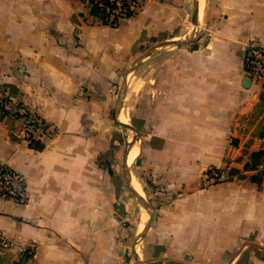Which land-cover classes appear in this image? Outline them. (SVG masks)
<instances>
[{
    "label": "crops",
    "instance_id": "crops-1",
    "mask_svg": "<svg viewBox=\"0 0 264 264\" xmlns=\"http://www.w3.org/2000/svg\"><path fill=\"white\" fill-rule=\"evenodd\" d=\"M199 2L197 26L194 0H141L112 28L83 0H0V96L52 131L27 144L0 117V162L28 196L0 199V232L15 244L0 264H136L135 252L144 264H264V180L200 184L207 168H239L258 151L264 90L246 79L243 49L264 46V0ZM129 67L127 78H145L142 99L128 101L140 137L125 147L114 87ZM132 190L152 209L140 245L146 220L141 231L132 220L145 208Z\"/></svg>",
    "mask_w": 264,
    "mask_h": 264
},
{
    "label": "built area",
    "instance_id": "built-area-1",
    "mask_svg": "<svg viewBox=\"0 0 264 264\" xmlns=\"http://www.w3.org/2000/svg\"><path fill=\"white\" fill-rule=\"evenodd\" d=\"M89 8H95L98 14L92 17L94 22L116 28L121 21L135 15L140 7L141 0H83ZM243 65L246 79L260 85L264 90V46L248 44L243 49ZM0 117L9 119L15 123L14 135L20 141L33 144L43 141L50 136L52 131L47 122L37 113L31 111L23 103L5 96H0ZM258 151H264V134L257 135ZM239 168L230 164L223 168L209 167L200 176V184L203 187L239 179L245 175L259 176L264 180V156L259 163L251 169H244L245 161L241 157L236 160ZM235 169V174L230 170ZM27 187L24 176L0 162V199L10 200L17 205H24L27 201ZM15 244L0 232V253L10 251ZM22 256H32V247L20 250Z\"/></svg>",
    "mask_w": 264,
    "mask_h": 264
},
{
    "label": "rangeland",
    "instance_id": "rangeland-1",
    "mask_svg": "<svg viewBox=\"0 0 264 264\" xmlns=\"http://www.w3.org/2000/svg\"><path fill=\"white\" fill-rule=\"evenodd\" d=\"M202 1L203 0H201V4H200L201 8L199 9L200 11H201L202 6H203V2ZM189 26H191V25H189ZM175 40L177 41V40H182V39H175ZM156 46H157V44H156ZM156 46L145 47V50H152V49L160 50V49L176 48L175 45H170V44L162 46V47H157V48H156ZM141 60H143V59H141ZM130 68H132V67H129V69L125 70V73L127 72V75H128V72H129ZM121 73L119 75V81L117 82V84H115V87H114V91H115L114 95L118 97V94H119V95H121V99H123V101H122V103H123L122 104V110H121V114L120 115L124 116V119L126 121L125 124L131 125L132 127H134L136 129L135 122L133 120L129 119L128 101H129V97L132 98V99L137 98L138 100L142 99L143 92H144V78H145V75H144L143 70H141L136 76H134V74L131 73L128 76V78L126 76L127 80L125 79V83H124L123 82V78L121 77L122 76ZM129 78H130V81L132 83L130 89L128 88V79ZM119 119H120V116H119ZM120 131H121V135H122V139H121L122 141L121 142H123L122 143L123 146H125L124 141H127V143H130L132 141V137L133 136H136V137L139 136L140 137V132L139 131H137V133H135L132 130L126 129L124 127H120ZM142 198L144 199L143 196H142ZM146 211H145V209L143 211V209H141L139 207V209L136 211V214L133 217L132 222L136 226L137 231L138 230L141 231L143 222H145V220L147 221V219H148V217H147V215L145 213ZM146 217H147V219H146ZM140 241H141V239H137L136 240V242H139V245L142 243ZM137 251L140 253L139 247L137 248ZM139 260L143 261L144 258H139Z\"/></svg>",
    "mask_w": 264,
    "mask_h": 264
},
{
    "label": "water",
    "instance_id": "water-1",
    "mask_svg": "<svg viewBox=\"0 0 264 264\" xmlns=\"http://www.w3.org/2000/svg\"><path fill=\"white\" fill-rule=\"evenodd\" d=\"M196 19H197V6H196V3H195V0H194V8H193V16H192V24L194 25V26H197V21H196ZM191 37H187V38H185V39H182V40H171V41H165V42H161V43H159V44H157V46H156V48L157 47H162V46H165V45H168V44H170V45H175L176 47H179L181 44H183V43H185L186 41H188L189 39H190ZM153 50H157V49H152L151 51H153ZM146 54H148V53H146ZM145 55H143L142 57H140L139 59H137L136 60V63H138L143 57H144ZM126 76H127V72L124 74V76H123V82L125 83V79H126ZM123 83V84H124ZM118 99V105H119V103H120V101H121V95H119L118 94V97H117ZM119 124H120V126L121 127H124V128H126V129H129V130H132L133 132H135V129H134V127H132L131 125H128V124H125V123H121V122H119ZM138 140V138L136 137V136H133V138H132V143H134L135 141H137ZM132 192L135 194V196H136V198H137V200L140 202V204L148 211V213H149V215H148V219H147V221H146V223H145V226H144V228H143V230H142V232L139 234V236H138V238L137 239H141L143 236H144V234H145V232L147 231V229L149 228V226H150V224H151V221H152V213H151V207H150V205L140 196V195H138L135 191H133L132 190ZM135 260H136V264H144L145 262H142V261H139L138 260V258H137V254H136V252H135Z\"/></svg>",
    "mask_w": 264,
    "mask_h": 264
},
{
    "label": "trees",
    "instance_id": "trees-1",
    "mask_svg": "<svg viewBox=\"0 0 264 264\" xmlns=\"http://www.w3.org/2000/svg\"><path fill=\"white\" fill-rule=\"evenodd\" d=\"M89 14L92 16V17H95L97 14H98V11L95 9V8H90L89 10ZM103 25H106V22L103 21L102 23ZM259 135H262L264 134V131H261L258 133ZM34 148L36 149H41V146H38V145H32ZM264 156V151L262 150H259V151H255V152H252L250 153L249 155V160L245 162V165H244V169H251V168H254L258 163L259 161L263 158ZM237 172V170L235 169H232L230 170V174H235ZM251 181L253 182H259L260 180V177L259 176H252L251 178Z\"/></svg>",
    "mask_w": 264,
    "mask_h": 264
},
{
    "label": "bare ground",
    "instance_id": "bare-ground-1",
    "mask_svg": "<svg viewBox=\"0 0 264 264\" xmlns=\"http://www.w3.org/2000/svg\"><path fill=\"white\" fill-rule=\"evenodd\" d=\"M199 1V0H198ZM203 2V1H202ZM201 4V0H200V2H199V9L201 8L200 5ZM122 123H125L126 121H125V119H124V116H122V115H120V119H119ZM138 147H137V144H135L133 147H131L130 149H129V152H128V156H127V163H128V165L130 164V163H132L133 162V160L135 159V157L137 156V153H138ZM132 186H133V188L137 191V192H139L141 195H143L142 194V192H141V189H140V187H139V184H138V182H137V180L133 177L132 178Z\"/></svg>",
    "mask_w": 264,
    "mask_h": 264
}]
</instances>
